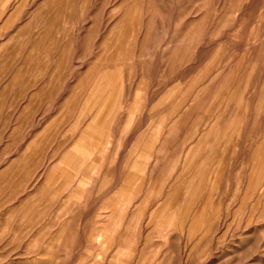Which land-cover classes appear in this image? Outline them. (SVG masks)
<instances>
[{"label": "rangeland", "instance_id": "374dc122", "mask_svg": "<svg viewBox=\"0 0 264 264\" xmlns=\"http://www.w3.org/2000/svg\"><path fill=\"white\" fill-rule=\"evenodd\" d=\"M0 264H264V0H0Z\"/></svg>", "mask_w": 264, "mask_h": 264}]
</instances>
